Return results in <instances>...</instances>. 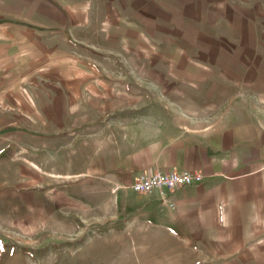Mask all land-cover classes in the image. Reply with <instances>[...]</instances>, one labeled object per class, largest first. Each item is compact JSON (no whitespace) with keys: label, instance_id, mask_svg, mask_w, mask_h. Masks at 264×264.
Segmentation results:
<instances>
[{"label":"crops","instance_id":"obj_1","mask_svg":"<svg viewBox=\"0 0 264 264\" xmlns=\"http://www.w3.org/2000/svg\"><path fill=\"white\" fill-rule=\"evenodd\" d=\"M137 1L152 14V0H0V193L10 167L20 184L41 174L95 178L178 238L264 264V41H225L239 55L214 56V71L172 83L169 73L139 85L128 73L74 71L98 46L92 37L126 45L132 27L122 31L121 9ZM66 154L74 168L58 172ZM154 170L203 180L164 195L132 191Z\"/></svg>","mask_w":264,"mask_h":264},{"label":"rangeland","instance_id":"obj_2","mask_svg":"<svg viewBox=\"0 0 264 264\" xmlns=\"http://www.w3.org/2000/svg\"><path fill=\"white\" fill-rule=\"evenodd\" d=\"M149 6L152 14L140 1L136 9H121L122 31L132 27L122 36L127 46L94 36L98 46L89 48L86 63H75L73 70L104 72L116 79L128 73L139 85L149 73L207 75L215 69L210 64L214 56L224 63L226 57L239 55L236 48L225 50V41L237 46L242 37L256 45L255 40L264 41V34L256 35L264 33V0H152ZM246 18L249 26L244 25ZM212 39L218 42L216 50ZM81 50L85 52L73 49ZM256 50L264 56L261 46ZM184 87L192 89L191 83ZM71 156L72 161L66 154L65 162L59 156L55 170L73 169ZM7 173L9 184L4 182L0 193V264H255L178 238L138 211L140 203L124 197L120 204L117 192L95 178L41 174L24 176L22 185L15 170L10 167Z\"/></svg>","mask_w":264,"mask_h":264},{"label":"built area","instance_id":"obj_3","mask_svg":"<svg viewBox=\"0 0 264 264\" xmlns=\"http://www.w3.org/2000/svg\"><path fill=\"white\" fill-rule=\"evenodd\" d=\"M203 180V175L200 172L190 171H169L164 172L154 170L151 172L140 173L131 185L132 191L139 194H151L160 192L162 195L166 191L199 183Z\"/></svg>","mask_w":264,"mask_h":264}]
</instances>
